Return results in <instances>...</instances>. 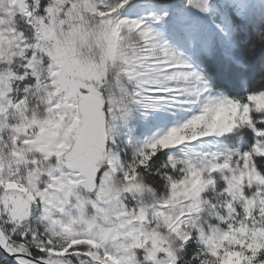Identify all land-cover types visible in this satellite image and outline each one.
I'll return each mask as SVG.
<instances>
[{"label":"snow or ice","instance_id":"obj_1","mask_svg":"<svg viewBox=\"0 0 264 264\" xmlns=\"http://www.w3.org/2000/svg\"><path fill=\"white\" fill-rule=\"evenodd\" d=\"M264 0H0V264H264Z\"/></svg>","mask_w":264,"mask_h":264},{"label":"trees","instance_id":"obj_2","mask_svg":"<svg viewBox=\"0 0 264 264\" xmlns=\"http://www.w3.org/2000/svg\"><path fill=\"white\" fill-rule=\"evenodd\" d=\"M264 55V52H261V51H257V54H256V63H257V70H259V62H260V58L261 56Z\"/></svg>","mask_w":264,"mask_h":264}]
</instances>
